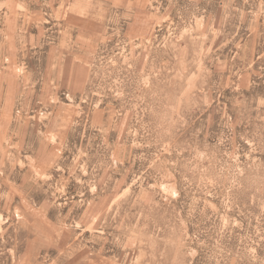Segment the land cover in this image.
Instances as JSON below:
<instances>
[{
  "label": "rangeland",
  "instance_id": "1",
  "mask_svg": "<svg viewBox=\"0 0 264 264\" xmlns=\"http://www.w3.org/2000/svg\"><path fill=\"white\" fill-rule=\"evenodd\" d=\"M0 264H264V0H0Z\"/></svg>",
  "mask_w": 264,
  "mask_h": 264
}]
</instances>
